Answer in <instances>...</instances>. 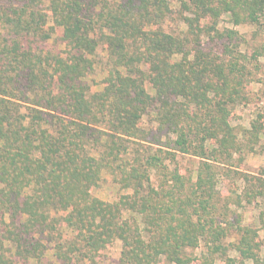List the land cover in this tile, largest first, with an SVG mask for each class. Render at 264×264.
Here are the masks:
<instances>
[{
  "label": "trees",
  "instance_id": "1",
  "mask_svg": "<svg viewBox=\"0 0 264 264\" xmlns=\"http://www.w3.org/2000/svg\"><path fill=\"white\" fill-rule=\"evenodd\" d=\"M224 21L264 27V0H0V264H40L49 245L57 264H96L117 241L116 264L260 263L264 166L235 179L257 228L213 164L264 154V110L231 124L258 64ZM59 28L64 49L46 50ZM105 175L112 202L94 193Z\"/></svg>",
  "mask_w": 264,
  "mask_h": 264
},
{
  "label": "rangeland",
  "instance_id": "2",
  "mask_svg": "<svg viewBox=\"0 0 264 264\" xmlns=\"http://www.w3.org/2000/svg\"><path fill=\"white\" fill-rule=\"evenodd\" d=\"M175 22L172 24V30L178 29V25ZM221 27L234 28L240 33V37L242 39L241 46H239L238 51L242 54L247 55L250 58H255L253 63L257 67H250L252 72V80L248 83L246 87V98L240 105L237 106L236 110L232 114L231 124L237 128V131L243 130L244 128L249 129L251 127V122L254 120L258 113H262L264 110V27L250 26V25H241L238 27H234L231 24L221 22ZM62 29H57L56 34L53 39L48 41L44 45L46 50H52L55 52H60L64 49L63 45L60 42V38L62 37ZM62 52V51H61ZM100 55L104 59L105 62V53L100 50ZM102 69H100L97 73L91 76L92 79L96 81H100L103 78ZM101 87H95L94 90L100 92ZM144 118V127L148 128L151 125V118ZM165 141V139H163ZM143 146H154L158 148V145H154L149 141L141 142ZM179 167L181 171L187 175H195V171L198 168L200 159L188 154H178ZM232 163L228 165L227 162H215L213 163L217 166V170L222 175L218 178V191L223 196H233V200H242V204L234 207L237 218L242 221L243 225L251 224L254 227L261 228V223H259L260 212L262 210L261 202H254L253 204H248L245 201L244 194L240 189L241 183L239 182L236 185V180H238L236 173H246V174H256L260 167L264 166V154L262 153H244L237 152L234 154ZM231 170L235 172H231ZM239 188V189H238ZM118 186L115 185L110 176L105 175L104 183L95 188L94 193L99 198L112 202L118 196ZM241 197V198H240ZM261 240L264 244V229H260ZM238 239V235L233 231L232 235H230L229 241H236ZM121 250V243L119 241L115 242L112 246H109L107 249L102 251V253L96 258V264H116L119 259ZM261 260L258 264H264V246L261 249ZM197 254L201 253V249L196 252ZM54 251L52 246L49 245V250L47 252L46 258L40 264H57L56 259L54 258ZM232 256H236V253L231 252ZM37 264V263H33ZM162 264H167L163 261ZM192 264H198L194 262ZM246 264H254L250 261H247Z\"/></svg>",
  "mask_w": 264,
  "mask_h": 264
}]
</instances>
